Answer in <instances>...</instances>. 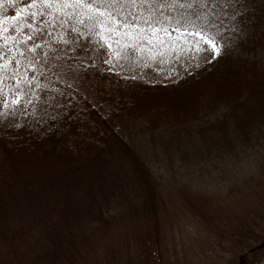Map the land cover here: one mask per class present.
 Instances as JSON below:
<instances>
[{"label": "trees", "instance_id": "trees-1", "mask_svg": "<svg viewBox=\"0 0 264 264\" xmlns=\"http://www.w3.org/2000/svg\"><path fill=\"white\" fill-rule=\"evenodd\" d=\"M28 1L0 0V264H133V254L154 264L188 219L203 231L234 223L249 244L237 264L263 261L264 0H104L153 26L207 17L223 36V54L157 83L88 63L76 23L97 35L91 17L63 19L75 40L53 31L38 41L56 19L28 23ZM160 158L210 185L193 208L178 189L189 211L165 206Z\"/></svg>", "mask_w": 264, "mask_h": 264}, {"label": "rangeland", "instance_id": "rangeland-1", "mask_svg": "<svg viewBox=\"0 0 264 264\" xmlns=\"http://www.w3.org/2000/svg\"><path fill=\"white\" fill-rule=\"evenodd\" d=\"M97 2H99V6H97ZM105 2L108 4H105ZM152 3L153 1L149 4ZM26 4L34 10L33 12H26V14L29 13L30 16L26 18L28 23L34 24V22H31L33 21L32 18L37 20L46 14H50L51 17L56 19L51 25L46 26L45 29L49 30L43 32L42 29H38L34 31V33L39 36L38 41L43 42L47 40L52 35L53 31H59L57 33L59 38H73V40H75V36L73 35L76 34L79 29L82 38L87 40V42H84V44L83 40H76V42H82V44L86 46V50L88 52L90 51L88 63L101 70L114 71L122 78L139 80L146 83L176 81L184 74L193 71L212 58V54L208 51L200 53L195 59H193L191 52L184 51V41L178 39V36H188L187 33L178 34L172 32L171 36H161L158 31L156 35L160 36V39H151L153 34L146 27V24L135 19L137 17L133 14L135 10L133 11L132 8H129L130 5H125L121 2L111 1V3H109L104 0H29ZM85 5H91V7H86ZM21 10L25 11L24 6L21 7ZM127 11H129V15H123V13ZM84 16H88V18L91 17V20L99 27L97 35L96 32H93L91 27H81L83 23H76L78 27V29H76L64 26L62 22L64 18L70 20L78 18L82 20L87 19L84 18ZM117 21H119V23H117ZM134 21H136V23ZM54 23H58V26H54ZM126 24H136L137 28H125ZM157 26L158 25H154L153 27ZM34 28L35 27L32 26V29ZM140 28L144 29L143 33L139 32ZM60 29L62 35H60ZM113 29H115V32L112 31ZM129 31L133 33L131 37L126 34ZM109 39L113 44L111 49L108 47ZM189 39H191V37H189ZM116 41L120 42L117 44ZM173 41H175L179 47H173ZM83 51L87 58L86 51ZM105 61H107V63H105ZM15 99L16 96L11 95L10 101ZM198 163L200 165L201 162H196L194 159L193 163L187 167L189 168ZM157 165L162 172L161 176L164 177V180L161 182L164 184L163 197L165 206L169 210L183 209L187 212L190 209L187 203L183 205L180 203V194L177 192L180 187H185L192 201L191 208L195 206L193 202L195 195L197 193H207L210 189V185L205 183L203 176L202 185H198L196 178L178 176L175 168L169 170L170 165L163 158L158 160ZM199 171V168L194 170L193 175H196ZM172 175L176 177L166 178V176ZM252 205H249L250 209H255L254 212L257 214H263V212L258 209L257 202H254ZM224 207L225 206H217L214 209V213L220 215L225 214L226 218H228L229 211L228 209H223ZM223 211L225 212L223 213ZM195 222L194 219H188L186 221L184 226L187 232L181 236V240H178V245L174 249V253L170 255L173 243L168 242L169 254L162 255L160 252H156L155 255H153L154 264L238 263L239 254L243 253L249 244L247 240L244 243L237 242V236L234 234L236 233L234 223L226 221L224 224H219L216 227L209 226L203 231L192 227ZM192 231L193 233H191ZM133 256L134 254L130 256V261L133 264H143L146 262L145 257L132 261ZM103 257L106 258V256ZM121 257L124 258V254L121 253ZM250 259L251 256L249 255L244 263L246 264ZM102 263L103 259L99 256L98 259H94L88 264ZM150 264L152 263L150 262ZM254 264H264V260Z\"/></svg>", "mask_w": 264, "mask_h": 264}, {"label": "snow or ice", "instance_id": "snow-or-ice-1", "mask_svg": "<svg viewBox=\"0 0 264 264\" xmlns=\"http://www.w3.org/2000/svg\"><path fill=\"white\" fill-rule=\"evenodd\" d=\"M141 2H147V0H141ZM86 7H91V5H85ZM188 7H192L191 4L187 5ZM98 11V9H97ZM135 19H139L136 17ZM199 21V23H197ZM119 23V21H117ZM146 27L153 34L151 39H160V36H157L156 33L159 31L161 36H171L172 32H176L178 34L187 33L188 36L179 35L178 39L184 41L185 48L183 49L186 52H191L193 59H195L200 53L204 51H208L212 54V58L214 59L216 56L223 54V51L226 47V42L221 43L223 40V36L221 33L216 30L215 24H212L208 21L207 17L196 16L195 20L187 19L182 24L178 23L175 28H172L171 25L167 26H157L153 27L152 23L146 22ZM125 28L135 29L137 28L136 24L125 25ZM115 32V29L112 30ZM140 33L144 32L143 28H140ZM130 37L133 35L131 31L126 33ZM191 37V39H189ZM147 38V37H145ZM120 41H116L118 44ZM162 42V41H161ZM108 47L111 49L113 44L110 39L108 41ZM173 47H179L175 41H173ZM107 63V61H105Z\"/></svg>", "mask_w": 264, "mask_h": 264}]
</instances>
